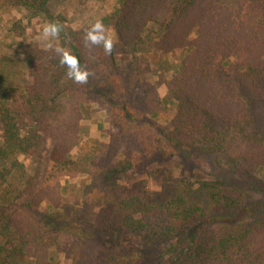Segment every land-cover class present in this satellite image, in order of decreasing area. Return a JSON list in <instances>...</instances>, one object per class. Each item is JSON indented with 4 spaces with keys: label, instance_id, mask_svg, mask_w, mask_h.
<instances>
[{
    "label": "rangeland",
    "instance_id": "1",
    "mask_svg": "<svg viewBox=\"0 0 264 264\" xmlns=\"http://www.w3.org/2000/svg\"><path fill=\"white\" fill-rule=\"evenodd\" d=\"M21 1L0 0V90H13V104H22L32 86L50 87L58 70H68L61 64L57 49L72 54L74 50L68 43L70 38L63 34L78 40L86 68L99 74L106 53L102 44L87 41L86 33L100 20L114 39L112 52L120 79L134 91L144 111L143 122L149 124L145 138L159 156L145 168H130L121 182L130 189L144 182L158 194L166 176L188 178L194 183V200L213 210L205 182L223 178L246 190L247 205H263L257 215H264L263 169L235 171L226 152L200 146L180 145L176 153L161 155V138L171 136L179 121L189 120L193 103L201 110L192 115L207 113L210 105L203 103L205 99L213 104L215 117L209 123L217 132L235 141L243 139L245 133H264V97L251 86L240 90L234 79L241 74L228 77L230 71L224 66L225 58L233 55L243 74L253 77V71L242 65L236 42L254 21L264 31V0H194L185 8L183 0H49L50 14L34 13ZM45 23H56L61 29L56 38H50L51 48H45L41 41ZM263 35L256 36L255 42L260 44ZM262 50L256 56L263 62ZM258 73L256 81L264 84V67ZM225 78L230 80L224 89ZM59 99L48 106L42 123L31 118L21 125L24 132L34 126L46 136L43 154L19 151L0 163V220L10 225L18 243L7 236L1 241L10 250L15 245L21 248L17 264H72L65 249L67 234L59 232L47 218L54 214L57 225H85L95 222L105 206L98 181L93 182L90 175L60 174L49 180L48 173L52 149L60 142L75 159L101 162L105 158L112 134L119 132L111 120L112 107L99 99L96 90ZM203 133H199L200 138ZM2 140L0 130V144ZM130 148L124 141L119 160H125L123 153ZM34 202L39 209L28 212L25 208ZM31 233L41 237L40 241ZM46 237H55L56 243Z\"/></svg>",
    "mask_w": 264,
    "mask_h": 264
},
{
    "label": "trees",
    "instance_id": "2",
    "mask_svg": "<svg viewBox=\"0 0 264 264\" xmlns=\"http://www.w3.org/2000/svg\"><path fill=\"white\" fill-rule=\"evenodd\" d=\"M193 1L183 0L182 8ZM19 3L34 13L45 11L50 14L49 0H22ZM254 23L249 26L244 37L236 42V50L242 56V65L253 71V77L243 74L239 69L241 65L233 61V55L225 58L224 66L230 71L228 77L235 73L241 74L242 77L234 79V85L239 86L240 90L246 91L245 86H251L254 93L264 97V84L258 79L256 81V76L261 75L258 72L264 67V61L256 56L263 52L264 39L260 44L255 42L256 36L264 34V31ZM63 35L70 38L68 43L82 69L89 72L88 81L86 84L75 83L68 77V70H58L50 87L32 86L27 90L22 104H13L12 89L0 90V130L3 139L0 144V163L19 151L32 152L35 156L43 154L47 148L46 136L34 126L24 132L21 125H26V120L31 118L42 123L48 106L60 97L96 90L99 99L112 107L111 120L119 132L112 134L106 156L101 162L75 159L60 146L61 142L51 152L49 180L56 179L60 174L90 175L93 182L98 181L96 186L105 197V206L93 223L57 225L56 215L47 218L48 223L58 228L59 232L67 234L68 246L65 249L71 263L264 264V215H257L263 205H247L246 190L234 182L223 178L205 182L206 194L213 210L194 200V183L188 178L174 179L166 176L162 182V191L158 194L153 193L144 182L135 183V186L140 185L137 189H130L121 182L130 168H145L157 155L145 138L148 132L144 130L149 124L143 122L144 111L135 100L134 91L122 83L113 52L106 53L102 71L96 75L86 68L78 40H73L68 33ZM37 74L39 77L42 70ZM227 79L230 80L225 78L224 89L229 86ZM234 94L239 96V91ZM203 103L210 105L206 109L207 113L203 111L200 117L192 115L201 110L193 103L189 120L179 121L171 136L161 138V155L176 153L180 145L200 146L226 152L235 171L248 173L254 168L264 170V133H245L243 139L236 141L228 138L210 126L209 122L215 117L214 107L206 99ZM200 132H204L201 138ZM123 140L131 145V150L127 149L123 153L125 160L121 161L119 155ZM143 144H146L145 147L139 150ZM3 171L5 173L6 166ZM34 203L25 209L28 212L37 211L39 204ZM9 220L12 221L11 216ZM40 223L45 225L42 221ZM39 233L43 234L41 227ZM6 236L8 240L13 237L14 242L18 243L17 235L10 231V225L0 220V264H17L21 248L15 245V249L10 250L4 246L2 241ZM37 237L40 241L41 237ZM46 239L48 241L49 238ZM55 239L50 238L49 241L55 242ZM68 241L73 242L69 244Z\"/></svg>",
    "mask_w": 264,
    "mask_h": 264
},
{
    "label": "clouds",
    "instance_id": "3",
    "mask_svg": "<svg viewBox=\"0 0 264 264\" xmlns=\"http://www.w3.org/2000/svg\"><path fill=\"white\" fill-rule=\"evenodd\" d=\"M60 26L56 23H45L42 29L41 41L45 48H51L52 43L50 38H56L60 32ZM86 39L91 44L103 45L104 51L111 54L114 46V39L108 35L105 30V25L102 21L97 20L93 23L86 33ZM61 54L60 62L67 66V75L75 83L86 84L89 77V72L82 69L78 57L69 51L57 49Z\"/></svg>",
    "mask_w": 264,
    "mask_h": 264
}]
</instances>
